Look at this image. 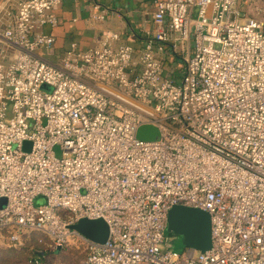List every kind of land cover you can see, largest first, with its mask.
Masks as SVG:
<instances>
[{
    "label": "built area",
    "instance_id": "built-area-1",
    "mask_svg": "<svg viewBox=\"0 0 264 264\" xmlns=\"http://www.w3.org/2000/svg\"><path fill=\"white\" fill-rule=\"evenodd\" d=\"M60 4L0 0V246L73 240L82 264H264V0H152L140 49L105 30L52 58ZM144 125L154 140L136 137ZM176 205L208 213L209 249L172 248ZM82 218L104 220V242L71 227Z\"/></svg>",
    "mask_w": 264,
    "mask_h": 264
},
{
    "label": "crops",
    "instance_id": "crops-1",
    "mask_svg": "<svg viewBox=\"0 0 264 264\" xmlns=\"http://www.w3.org/2000/svg\"><path fill=\"white\" fill-rule=\"evenodd\" d=\"M94 3L107 10L104 20L91 17ZM152 0H61L55 10L58 24L47 29L55 38L52 58L60 56L69 43L79 49L88 48L105 30H118L124 43L135 49L143 45L142 31L152 29ZM171 59L165 61V73L174 74L176 67Z\"/></svg>",
    "mask_w": 264,
    "mask_h": 264
},
{
    "label": "water",
    "instance_id": "water-1",
    "mask_svg": "<svg viewBox=\"0 0 264 264\" xmlns=\"http://www.w3.org/2000/svg\"><path fill=\"white\" fill-rule=\"evenodd\" d=\"M158 136L155 127L144 125L137 129L136 137L151 141ZM28 142L24 143V148ZM73 229L96 243L106 239L108 228L101 218L79 219L71 226ZM166 231L181 238L186 248L205 251L210 247V220L206 211L194 207L176 205L169 209L166 218Z\"/></svg>",
    "mask_w": 264,
    "mask_h": 264
},
{
    "label": "rangeland",
    "instance_id": "rangeland-1",
    "mask_svg": "<svg viewBox=\"0 0 264 264\" xmlns=\"http://www.w3.org/2000/svg\"><path fill=\"white\" fill-rule=\"evenodd\" d=\"M251 15L260 16V14L254 13L251 9L248 10ZM55 156H60V149L56 145L53 148ZM36 204H42L43 198L42 196H37L34 201ZM2 200H0V204ZM171 234V233H170ZM172 248L175 250H182L185 248L181 244V238L177 237L173 234L170 235ZM32 244V240L30 241ZM44 250H47L46 259L42 264H82L85 256H86V249L84 245L70 241L68 244L58 248L57 250L48 249L47 245H44ZM41 250V249H40ZM0 264H29L28 263V256L24 250L19 248H10V247H0Z\"/></svg>",
    "mask_w": 264,
    "mask_h": 264
},
{
    "label": "trees",
    "instance_id": "trees-1",
    "mask_svg": "<svg viewBox=\"0 0 264 264\" xmlns=\"http://www.w3.org/2000/svg\"><path fill=\"white\" fill-rule=\"evenodd\" d=\"M30 241L31 239H27L26 244L19 249H22L25 251V253L28 256L29 264H42V262H44V259H46L47 250H44L43 248H41L44 246L43 244L42 245L41 244L40 245L31 244ZM0 247H7V246L1 245ZM48 249L57 250L58 248L48 246Z\"/></svg>",
    "mask_w": 264,
    "mask_h": 264
}]
</instances>
